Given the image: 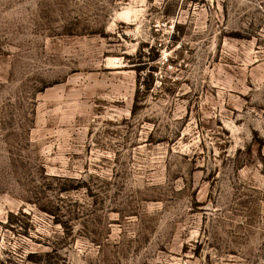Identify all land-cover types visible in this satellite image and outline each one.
Segmentation results:
<instances>
[{
	"label": "rangeland",
	"instance_id": "obj_1",
	"mask_svg": "<svg viewBox=\"0 0 264 264\" xmlns=\"http://www.w3.org/2000/svg\"><path fill=\"white\" fill-rule=\"evenodd\" d=\"M0 264H264V0H0Z\"/></svg>",
	"mask_w": 264,
	"mask_h": 264
},
{
	"label": "trees",
	"instance_id": "obj_2",
	"mask_svg": "<svg viewBox=\"0 0 264 264\" xmlns=\"http://www.w3.org/2000/svg\"><path fill=\"white\" fill-rule=\"evenodd\" d=\"M140 71L142 70V68L141 69H139ZM139 86V85H138ZM147 91V88H145V89H140L139 87H138V89H136V91H135V101H136V99H137V97L140 95V94H143L144 92H146ZM137 109V101L136 102H134V104H133V108H132V113H134V111Z\"/></svg>",
	"mask_w": 264,
	"mask_h": 264
}]
</instances>
